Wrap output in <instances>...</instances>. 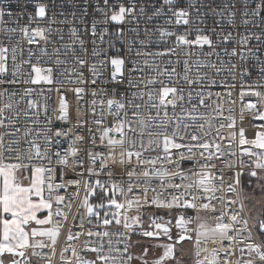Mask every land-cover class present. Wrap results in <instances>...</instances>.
I'll return each mask as SVG.
<instances>
[{
  "label": "snow or ice",
  "instance_id": "snow-or-ice-1",
  "mask_svg": "<svg viewBox=\"0 0 264 264\" xmlns=\"http://www.w3.org/2000/svg\"><path fill=\"white\" fill-rule=\"evenodd\" d=\"M65 4L76 8L77 0H59V7L63 8ZM57 6V0L47 3L16 0L15 13L0 8V34L7 40V44L0 40V98L4 100L0 106V128H13L11 132L0 133V264H40V261L54 264L61 228L81 188L86 195L80 206L86 209L87 215L99 217L100 213L94 210L107 209L105 218L98 220L97 225L105 230L88 231L87 236L97 237L98 242L91 245L85 242L81 247V251L94 253L95 259H85L81 251L69 243L59 252V264H131L134 257L129 250L136 246H142L143 250L135 259L141 264H149L145 259L149 248L141 245L139 240L133 241V235L157 239L163 235L170 241L154 245L162 248L163 253L152 264L169 261L184 264L181 249L185 242L193 246L194 264H264V211L253 224L244 215L245 199L259 197L255 203L264 208V123L253 125L258 129L254 139L246 138L243 127L239 129L238 144L251 147L241 148L240 156H237L233 150L237 143L236 118L231 115L234 109L229 107V115H224V105L232 97L237 83H228L227 79L217 81L209 74V70L217 76L226 72L232 81L240 84L241 100L246 95L258 97L259 107L257 103L245 104L239 118L244 121V113L248 112L254 120L264 122V28H261L264 25V0H128L127 3L124 0H97L95 6L91 0H83L81 24L85 23L84 17L89 16L90 8L102 16V19L93 16L90 26L84 29L85 33L91 34L90 51L89 41L81 37L76 27L69 28L71 42L60 43L64 40L63 30H54L51 25L71 24L72 21L64 11L59 14L65 19L58 21L52 11ZM69 15L73 20L77 19L76 11ZM5 16L14 17L17 27H8ZM161 16L166 17L167 24L186 26L184 31L177 34L159 26L154 30L145 27L146 37L153 31L159 34L157 41H150L126 39L127 33L120 27L136 23L137 26L127 32L139 37V18H145L147 23ZM25 18L27 23L20 26V21ZM209 18L213 20V27H199ZM43 19H48L49 27H30ZM108 25L117 27L110 33ZM53 32L56 38H53ZM192 32L196 33L195 38L189 39ZM17 33L28 45L44 42L38 54L29 48L27 58L19 63L18 56L23 57L25 50L19 40L12 43ZM106 36L109 37L107 46L100 47L97 41L100 45L105 44ZM171 37H175L174 47L162 51L145 50L151 43L167 44ZM252 41L257 43L253 45ZM49 45L52 46L51 54ZM75 45L79 46V54ZM193 46L200 49L203 59H192L196 55L190 50ZM205 46L208 52L203 51ZM61 48L65 49L64 56L69 51L73 54L74 67L70 71L60 70L61 65L68 63L60 58ZM181 50L183 60L180 59ZM221 54L228 59L225 61ZM53 56L56 57L54 61ZM173 56L176 59L169 58L163 68L156 59ZM213 56L217 58L215 61L210 59ZM44 57L52 61L49 66H41ZM9 59L12 61L10 75ZM181 64L182 73L177 70ZM23 65H28L30 71ZM257 68V80L249 84L253 70ZM85 72L89 76H85ZM149 72H155V75H149ZM54 73L66 76L69 83L92 86L90 94L94 98L88 111L93 119L90 122L81 119L83 110L79 106L85 87L64 89L75 94L78 104L76 123L67 129L63 125L70 124L72 117L69 102L60 95L61 88L55 89L58 106L51 109V115L47 103L50 97L45 96L41 103L31 99L35 92L31 87H25L22 95L14 90L21 84L63 85ZM98 81L106 86L99 92L95 88ZM215 86L225 88L226 92L213 93L211 89ZM39 95L44 96L43 89ZM17 96L19 100L15 99ZM97 96L106 99L98 102ZM26 97V108L18 109L20 101ZM98 103L101 106L99 114L96 111ZM231 103L234 105L236 101ZM21 111L24 117L31 118L33 125H40L43 115L44 124L34 135L32 128H24L23 136L17 135L21 128L15 124ZM6 113L14 115L7 116ZM109 116L114 121L110 126L105 125ZM57 122L60 126H56ZM101 125H105L102 131ZM225 128L232 130L227 137L221 131ZM73 129L86 134H75L65 148L64 141L73 135ZM112 134H118L119 138ZM225 139L227 145L223 143ZM22 143L27 147L21 148ZM88 143L91 148L86 147ZM101 146L108 150L106 156L103 151L96 150ZM153 152L156 153L154 157L145 158V153ZM98 160L99 170L96 167ZM104 169H107L108 181L91 179L99 177ZM117 176L119 182L114 179ZM70 188L75 191L68 194ZM61 190L65 194H61ZM137 190L139 194L134 200L126 199L121 203L116 199L117 194L127 197L128 193ZM149 192L154 195L150 197ZM227 192L234 198L226 197ZM96 196L100 203H89V197ZM133 204L138 212L154 208L156 213L161 210H167L168 214L178 213L174 219L175 227L180 231L174 237L169 227L172 221L157 223L164 218L156 213L149 217L156 231H137L135 225L140 223L141 216L132 217V223H129V217L120 212L126 206L132 208ZM201 212L212 214L214 226L201 217ZM121 215L125 232L118 234L125 237L123 250L112 247L110 237L113 233L107 230L113 222L121 224ZM54 217L57 218L55 221ZM193 223L196 227L189 228ZM49 225L51 227H46ZM80 235L69 230L66 239L78 240ZM105 238H108L107 253ZM209 244L213 245L211 249ZM33 257L38 259L34 261Z\"/></svg>",
  "mask_w": 264,
  "mask_h": 264
},
{
  "label": "built area",
  "instance_id": "built-area-1",
  "mask_svg": "<svg viewBox=\"0 0 264 264\" xmlns=\"http://www.w3.org/2000/svg\"><path fill=\"white\" fill-rule=\"evenodd\" d=\"M43 2H48V0H43ZM128 0H124V3H127ZM142 2V0H141ZM15 3H16V0H0V8H3L5 10V12L7 11H13L15 13L16 11V8H15ZM91 3L93 4V6L96 5L97 3V0H91ZM57 8L53 9L52 11L55 12L56 14V19L59 21V20H63L65 19V16H67V18L69 20L72 21L71 24H60V23H56V24H52L51 27L52 29H57V28H60L63 30V35H64V40L61 41L60 43L61 44H68L71 42V37H70V34H69V28L70 27H76L80 30V35L82 38H84L85 40L89 41L88 43V47H89V51L91 50V34L90 33H85L84 29L85 27H88L90 26V23H91V19L93 16H95V18L97 19H102V16L100 13L98 12H93L92 8L89 9V16L88 17H84V20H85V23L84 24H81L80 23V17L82 16V12H81V5L83 4V0H77V7L76 8H73L71 4H65L63 8L59 7V0H57ZM253 7L255 6L254 3L252 5ZM60 11H64L65 12V16H61L59 13ZM72 11H76L77 13V19L73 20V18L69 15L70 12ZM165 12H167V9H165ZM149 15L151 14V12L148 13ZM52 15V12L49 13V16ZM170 15V14H168ZM4 19L6 21H8V24L7 26L8 27H17V24L13 22V19H10L9 17L5 16ZM131 19V18H129ZM165 19L166 17L165 16H161L159 18H155L153 21L151 22H147L145 23V18H139L140 20V23H139V28H140V35L139 37H136L135 33H130V32H127L128 29L130 28H133V27H136V23H128V24H125V25H122L120 27H122L123 29H125L126 31V39H144V40H150V41H157L159 39V34L156 33L155 31H153V33L150 35V36H145L144 35V32H143V29L145 27L147 28H151V29H155L157 26L159 27H163V28H168L169 30H172V31H175L177 32V34H180L184 31V28L186 26H180V25H175L174 23L173 24H167L165 23ZM259 19V18H257ZM27 23V19H22L20 21V26H23L24 24ZM37 26H40V27H49V21L48 19H43V20H37L36 22L32 23L31 24V28H34V27H37ZM213 20L212 18H209L206 20L205 24H200L199 27L201 28H211L213 27ZM101 27H104V26H101ZM109 28V32H113L115 31L116 27L115 25H108L107 26ZM251 27V26H249ZM261 28H264V25H261ZM243 30V29H241ZM217 31L219 32L220 29L217 28ZM253 31H257L259 32L260 29H253ZM195 35L196 33L195 32H192L191 35L189 36V39H194L195 38ZM53 38H56L55 37V32H53ZM214 38V37H213ZM37 40H39V38L37 37L36 38ZM109 37L106 36L105 37V44L103 45H100L99 44V41H97L98 45L100 47H106L107 46V41H108ZM0 40H5L3 34H0ZM19 40L21 42V45L23 46L24 48V55L23 57H19L18 56V59H17V63L20 62L21 59H26L27 58V50L29 48L32 49V51L34 53H39V50L41 48V46L44 45V42L43 41H40L39 44H32V45H28L26 41L22 40L21 39V35L19 33L15 34V39L12 41L13 44L16 43V41ZM174 42H175V37H171V38H168V42L167 44H164V43H151L147 48H145L146 51H162L164 48L166 47H174ZM5 43L7 44V40H5ZM257 42L256 41H252V44H256ZM59 46V45H57ZM77 50V54H79V46L78 45H75L74 46ZM137 48L140 47V45H136ZM232 45H229V48H231ZM191 51H194L196 53L195 56H193V60L196 59L197 57H200L201 59H203V56L201 55V52H200V49L197 48L196 46H193L192 49H190ZM219 51V49H217ZM48 51L49 53L51 54L52 53V46H48ZM64 51L65 49L61 48V59H66L68 61L67 64L65 65H61L60 66V70L63 71L64 69H68L69 71L74 67V64H73V54L72 52H68V55L67 56H64ZM204 52H208L209 49L207 46L204 47L203 49ZM134 55V53H133ZM222 55V58L226 61L228 58L227 57H224L223 54ZM9 57H11V53H9ZM55 56L52 57V60L54 61L55 60ZM171 58L172 60H175L176 57H162V58H156L157 61L160 63V66L161 68H163L165 66V63L166 61ZM185 57L183 56V51L181 50V54H180V59L183 60ZM211 60L215 61L217 58L215 56L211 57L210 58ZM35 59H33V63H35ZM235 62V60H234ZM41 66H49L52 61H49L47 57H44L42 58L41 60ZM252 63H255L254 61ZM26 71H30V67L28 65H23L22 66ZM11 68H12V61L11 59H9V69H10V72H9V75L11 74ZM178 72L182 73L183 72V65H179L178 68H177ZM107 71L105 73V75H107ZM149 75H155V72H149L148 73ZM209 74L211 76H215V78L217 79V81H220V80H224V79H227L228 83H237V87L236 89L233 91V94H232V97L229 99V102L227 104L224 105V108H225V112H224V115L227 116L229 115V112L227 111V109L229 107L233 108V112L231 113V115H233L235 118H236V128H235V131H237V143L233 146V150H235L237 152V156H240V145L238 144V139H239V136H238V132H239V129L241 127H243L245 129V136L246 138L248 139H254V136H255V132L258 130L257 128H254L253 125H259L261 123H264V122H261V121H258V120H254L252 115L248 112H245L244 115H245V119H248L249 120V124L248 125H245L243 124V122L240 120L239 116H240V110L241 108L251 102V103H257L258 104V107H259V98L258 97H255V96H252V95H246L243 100L240 99V91H241V87H240V84L236 81H232L230 77L227 76V73L226 72H222L220 75H215L214 73H212L210 70H209ZM85 76H89V73L85 72ZM54 77L58 78V80L60 81H63V85L59 84V83H56V84H53V85H48V84H40V85H18L16 89V91H18L21 95L23 94V89L25 87H31L33 89H35V92L33 94V96L31 97V99H35V100H39L41 103L44 102V97L47 96V97H50V99H48L47 103L49 104L50 108H49V115L52 114V111L51 109L53 108H56L58 106V94L57 92L55 91L56 88H61V92H60V95H63L67 101L69 102V105H70V115L72 117V121L70 124H65L63 125V127H65L66 129L67 128H72L73 125L76 123V108L78 106L77 104V100H76V97H75V94L71 91H67L65 92L64 89L67 88V89H70V88H74L76 86H80V87H85V94H84V98L83 100H81L79 102V106L82 108L83 110V115L81 116V119H84V120H88L89 122L93 119V115L91 112L88 111V109L90 108V105H91V100L94 98L91 96V87L92 86H89V85H76V84H72V83H69L68 82V79L66 76H60L59 73H54ZM257 77H258V68L257 69H254L253 70V74H252V78L251 80L248 81L249 84L253 83L254 81L257 80ZM21 79H23V77H21ZM72 79L74 80L75 77L73 76ZM162 79H167L166 77H162ZM102 87H106L105 85L99 83L98 81V84L95 86L96 90L99 92V89L102 88ZM143 87V86H142ZM157 87H159V85H157ZM187 87V86H185ZM41 89H43V92H44V96H41L39 95ZM49 89H52V91L49 92ZM211 91L213 93H216V92H220L221 94H224L226 92V89L223 88V87H220V86H215L211 89ZM16 100H19V96H17L15 98ZM28 97L25 98V100H22L20 101L19 105H18V109L20 110H23L26 108V101H27ZM95 99L99 100L100 99H106V97H103V96H97L95 97ZM232 100H235L236 103L233 105L231 103ZM4 103V100L2 98H0V106H2ZM187 107V105H186ZM97 114L100 113L101 111V106L97 105ZM201 111H204V109H201ZM209 111H211L209 109ZM7 116H11V115H14L13 113H6ZM129 116H131V112H129ZM18 119V122L15 124V127H19L21 128V132L19 134H17L18 136H23V130L24 128H32L34 131H33V135L35 134V131L38 130L39 127L43 126L44 124V118H43V115H41V124L40 125H33L31 123V118L30 117H24L23 116V112L21 111V116ZM5 123H7V120H5ZM114 123L113 121V118L111 116H109L105 122V125H112ZM105 125H101V131L103 130V127ZM56 126H60V122H57V125ZM88 126H91L93 128H95L94 125H91L89 124ZM86 126V127H88ZM218 126V125H217ZM5 131H8V132H11L13 131V128L12 127H9L8 129H4V128H0V133H3ZM223 132V134L227 137L229 132L232 131L230 129H222L221 130ZM75 134H86L85 131H80L78 129H73V135H70L68 137V139L66 141H64V144L63 146L66 148L68 143H71L72 139L74 138V135ZM250 134H252L253 136H250ZM112 135H115L116 138H119L118 134H112ZM130 135H132L130 133ZM213 135H215V133H213ZM99 136V132L97 133V137ZM32 137H29V139H31ZM8 139V137H6V140ZM106 143V141H105ZM224 145H227L228 144V140L225 139L223 141ZM27 147L26 144L22 143L21 144V148H25ZM86 147L88 148H91V144L88 143L86 145ZM243 147H251L250 145H243ZM96 150L98 151H103L105 156L107 155V149L103 148L102 146L101 147H98ZM132 150H135V149H132ZM119 152V149H117V153ZM156 153H145L144 156L145 158H148L149 156H155ZM103 159V157L101 158ZM229 159H235L234 157H229ZM245 159H247V157H245ZM37 163H39L37 161ZM99 164H100V161L98 160L97 161V169L99 170ZM218 167H220V165L218 164ZM107 172V169H104L100 176L99 177H92L91 179L92 180H95L97 178L101 179L102 181H108L109 178L107 177V175L105 174ZM225 172L227 173L228 170L225 169ZM230 174V173H229ZM87 178V177H86ZM117 182H119L120 180V177H115L114 178ZM126 179V177H125ZM57 182H59V178H57ZM179 182V181H177ZM126 187V186H125ZM75 189L73 188H70L68 189V194H71L72 192H74ZM61 194H65L63 190H61ZM139 192L138 190L137 191H134L133 193H128L127 197L125 196H122V195H119L117 194L116 196V199L118 200V202H121V203H124L126 199H133L134 200V197L136 195H138ZM86 195V192L84 191L83 188L80 189V193H79V197L75 200V202L73 203L72 205V209H71V212L69 213L68 215V219L67 221L64 222V227L61 228V236L59 238V242H58V245H57V255L53 258L54 259V264H59V252L60 250L66 246V244H72L73 246H75L77 248L78 251H81V247L83 244H85V242H87L89 245L95 243V242H98V238L93 236V237H89L87 236V232L88 231H93V232H96V231H104L105 229L102 228V227H98V220L99 221H102L105 217H104V212L107 210V209H95V211H98L100 213L99 217H96V218H91L89 215H87V211L85 208L81 207L80 204L81 202L83 201L84 197ZM150 197L152 195H154V193H151L149 192L148 194ZM164 195H168V193H164ZM217 195H220V193H218ZM226 197L228 198H234L233 194L230 193V192H227L225 193ZM243 198V197H242ZM66 202H67V199H66ZM89 203L91 204H97V203H100V199L98 196L96 197H89ZM215 203V202H214ZM217 207H219V205H217ZM114 211V209H113ZM121 213H123L124 215H127L129 217V223H132V217L134 216H141V220H140V223L136 226L138 227H141L143 225H146V229L147 230H150V231H156V229L154 228V225H152V220L149 218L151 216L154 215V213H156V210L154 208H149L147 210H144V209H141L139 212L137 211V208L135 206V204H133V207L132 208H127V206L125 207V209H121L120 210ZM156 214H159L161 216H163V220H157V223H165L167 222L168 220H171L172 221V224L169 225V227L172 228V232H175L178 233L180 230L178 228L175 227V219L174 217L176 215H178V213L176 212H172L171 214H168L167 210H161L159 211L158 213ZM194 215V213L192 214ZM200 215H204L206 220L208 221L209 225H213L214 226V221L212 219V214L211 213H207V212H201ZM245 217H247V214H246V211L244 213ZM73 216L76 217L75 220H73ZM120 220H121V224L120 225H115V223L113 222V225L109 226V228L107 230H109L110 232L113 233V235L110 237V239L112 240V247L113 248H120L121 250H123V247H124V242H125V237L124 236H120L118 233L120 232H125V230L123 229L122 225L124 223V218H123V215H121L120 217ZM54 221L57 219L56 217L53 218ZM91 221V223L89 222ZM83 224V227H79L80 224ZM249 223L251 224V222L249 221ZM46 227H51V225L49 226H46ZM189 228H195L196 227V224L193 223L191 225L188 226ZM71 231L72 233H81V235L79 236V239L78 240H73V241H67V234H68V231ZM137 231H143L141 229H137ZM255 234V233H254ZM140 235H133L132 236V239L133 241L135 240L134 238L135 237H139ZM162 237V235L160 236V238ZM39 238V237H38ZM41 239V238H39ZM45 239L46 241V238H43ZM107 239L108 238H105V253L108 252V244H107ZM150 239H153L154 238H149L148 240ZM208 247L211 249L213 247V245L209 244ZM133 248H130V253L132 254L133 256ZM37 251H41L39 249H37ZM43 251L47 252L49 251L48 249H44ZM113 255H116L115 252L112 253ZM65 255H70V253H66ZM81 255L85 258V259H95V254L94 253H90V252H87V251H81ZM203 255V254H202ZM134 257V256H133ZM38 258L36 257H33V260L36 261ZM75 259V258H73ZM194 249H193V264H194ZM40 264H44L43 261H40ZM131 264H134V259L133 261L131 262Z\"/></svg>",
  "mask_w": 264,
  "mask_h": 264
},
{
  "label": "rangeland",
  "instance_id": "rangeland-1",
  "mask_svg": "<svg viewBox=\"0 0 264 264\" xmlns=\"http://www.w3.org/2000/svg\"><path fill=\"white\" fill-rule=\"evenodd\" d=\"M240 148H244V147L240 146ZM24 183H26V180L24 181ZM255 199H259V197H256ZM255 199H245L244 200V203L246 205L245 211H246L247 217L250 218L249 221L251 222V224L255 223V220L259 216L260 212L264 211V208H262L260 204L255 203ZM90 217L96 218L95 215L90 216ZM201 217L206 220L204 215H201ZM135 227L143 231L147 230L146 225H143L141 227H138L135 225ZM172 233H173V236L175 237L176 235L175 232H172ZM134 239H135L134 241L139 240L141 242V245L147 246L149 248V254L147 257H145V259L149 261V264H152V262L158 259L159 256L162 255L163 253L162 248L154 247V245L157 243H169V241L167 240V237H164L163 235L160 239H157V240H153V239L148 240L149 238L143 237V236L135 237ZM142 250H143L142 246H136L133 248L134 264H141V262L139 260H136L135 257L140 256L142 254ZM181 258L183 259L184 264H193V246L191 243H188V242L184 243L183 248L181 249ZM165 264H171V262L170 261L165 262Z\"/></svg>",
  "mask_w": 264,
  "mask_h": 264
},
{
  "label": "bare ground",
  "instance_id": "bare-ground-1",
  "mask_svg": "<svg viewBox=\"0 0 264 264\" xmlns=\"http://www.w3.org/2000/svg\"><path fill=\"white\" fill-rule=\"evenodd\" d=\"M243 122V124H245V125H248L249 124V120L248 119H244V121H242ZM250 136H253L252 134H250Z\"/></svg>",
  "mask_w": 264,
  "mask_h": 264
},
{
  "label": "crops",
  "instance_id": "crops-1",
  "mask_svg": "<svg viewBox=\"0 0 264 264\" xmlns=\"http://www.w3.org/2000/svg\"><path fill=\"white\" fill-rule=\"evenodd\" d=\"M28 182H27V180H26V183L25 184H27ZM36 239H39L38 237L36 238ZM135 250V249H134ZM133 253H134V251H133Z\"/></svg>",
  "mask_w": 264,
  "mask_h": 264
}]
</instances>
